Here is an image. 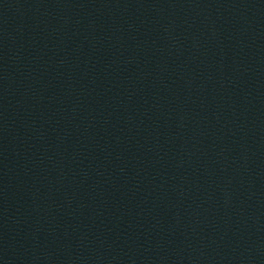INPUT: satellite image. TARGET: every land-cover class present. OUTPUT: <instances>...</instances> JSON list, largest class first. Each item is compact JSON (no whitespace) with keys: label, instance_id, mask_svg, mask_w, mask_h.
Returning a JSON list of instances; mask_svg holds the SVG:
<instances>
[{"label":"water","instance_id":"water-1","mask_svg":"<svg viewBox=\"0 0 264 264\" xmlns=\"http://www.w3.org/2000/svg\"><path fill=\"white\" fill-rule=\"evenodd\" d=\"M0 264H264V0H0Z\"/></svg>","mask_w":264,"mask_h":264}]
</instances>
